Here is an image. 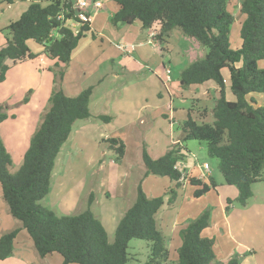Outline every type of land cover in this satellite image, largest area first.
Returning a JSON list of instances; mask_svg holds the SVG:
<instances>
[{"label": "trees", "instance_id": "obj_1", "mask_svg": "<svg viewBox=\"0 0 264 264\" xmlns=\"http://www.w3.org/2000/svg\"><path fill=\"white\" fill-rule=\"evenodd\" d=\"M80 0H47L33 3L22 16L11 22L2 32L6 43L0 48V83L6 80L10 69L20 63L39 58L28 42L43 48L42 55L54 61L55 89L50 107L43 121L31 137L21 167L10 173L13 159L0 140V186L11 216L27 231L41 258L58 254L63 264H129L132 256L129 244L145 241L150 249L146 264L170 263V252L156 215L165 205L164 196L148 198L138 187L133 206L120 220L114 242L111 243L102 222L88 209L81 214L60 216L42 205L49 195L51 179L57 158L68 141L76 122L89 119L93 88L79 95L68 96L61 87L64 75L80 42L91 34V24H83L78 32L68 25L79 22L76 8ZM118 10L111 17L114 27L142 24L144 30H153L165 43L179 30L194 39L206 53L180 73L179 85L187 90L213 82L218 98L212 110L214 121L208 122V111L196 105L188 111L182 123L179 143L158 159L150 156L147 146L142 148V160L147 174L170 179L168 204L173 205L184 184L194 188V197L201 198L216 189L213 178L204 182L189 177L185 143H206L207 155L219 162V170L226 186L238 191L235 200L226 201V211L232 205L247 207L254 198L253 186L264 181V103L258 105L252 94H264V0H242L240 13L246 17L240 30L241 47L231 48L229 34L234 16L227 7L230 0H110ZM11 5L13 0H0V5ZM229 72L230 90L234 97H226L224 71ZM8 118L0 105V124ZM105 124L109 116H100ZM107 151L116 163L126 155V145L118 138L104 140ZM93 200V199H92ZM213 208L205 209L196 219L180 230L181 246L177 250V264H240L234 257L220 262L214 253V240L202 237L212 223ZM20 229L0 237V261L8 260L14 251Z\"/></svg>", "mask_w": 264, "mask_h": 264}, {"label": "crops", "instance_id": "obj_2", "mask_svg": "<svg viewBox=\"0 0 264 264\" xmlns=\"http://www.w3.org/2000/svg\"><path fill=\"white\" fill-rule=\"evenodd\" d=\"M45 1L47 0H13V4L11 5H0V48L6 43L5 35L2 30H4L11 22L18 20L31 4L44 3ZM102 5V8L97 12L90 10L92 16V32L95 34L96 38L107 39L112 45L119 44V42H121L120 40L127 41L129 46H123L126 47V49L122 48L121 50L125 52L127 51L128 54L135 52L139 61H141L139 62L140 65H144L148 69L153 68L154 73L159 77V80H168V75L172 73L173 68L180 67L182 63L185 64L188 57H192L194 58L193 60H195L198 57L201 58L204 56L203 50L200 46H197L191 40H186L187 38H185V36L179 31H174L170 37L164 38V43L157 38V33L155 31L144 30L142 24L139 22H136L133 25H119L118 27H114L110 20L113 14L118 10V7L114 6L110 9L105 6L103 2ZM68 25L72 28H77L73 21L69 22ZM152 35H154V37H152ZM89 36L92 38L91 34L87 37ZM176 37L180 39L181 44L186 45L182 51V56L178 57H176V55L173 56L172 51L169 49L172 45L171 41ZM94 41L95 40L92 38V43H94ZM33 43L35 42H28V46L34 54L41 55L39 58L42 60V63L46 64V70L49 72H51L52 69L53 71H57L58 68L55 66V62L42 55L43 48L35 43L38 46V48H36L35 46H32L35 45ZM149 46L152 48L153 55L151 54L152 56L147 58L146 50ZM84 52L85 50L80 42L78 48L73 54L71 63L76 59L81 58L84 55ZM115 59L116 57H113L111 61L114 68H111L106 75H103L102 72H100V69L91 74V78L88 80H92V85L83 79L78 83L72 82L69 79L70 82L68 83L67 74L69 73V70H67L61 84L64 92L71 97L79 95L89 87L93 88L90 99V112L92 118L99 119L100 116H109L113 118L118 117L119 115H123L124 117V122L120 124L123 126L117 128V131H112L111 136L112 138L121 139L125 143L126 155L120 164L116 163L112 156L110 162L116 167L120 179H132L133 188H129V191L127 193L123 192L122 195H114L109 191H103L102 188L105 184L101 181L100 184L102 187L99 189V193L94 194L92 197V212L98 219H100L106 228L107 233L108 229L106 227V222L109 221V217H107L106 213L107 211H111V208L107 203L110 201L111 203H115L116 200L119 204L120 202H123V211L118 213L113 219L114 224H116V222L119 224L124 216L120 214L126 213L135 203V195L137 196L139 186L142 187L148 198L152 199L159 197V193H156L152 186L149 188L145 187L149 181H155V184L153 183V185H157L158 180H151V177L156 176L147 174L146 167L142 160L143 146H147V150L152 158L158 159L162 157L174 144L180 142L182 136L181 127L177 132L174 130V125L177 123L175 120L177 111L185 113L187 119L188 111L193 105H196L202 111L207 110L209 118V116H212L211 112L215 106V100L218 98V88L213 82L200 85L201 89L197 86H192L187 90H184L179 85L182 100L184 101L183 103H180L179 106L175 105L176 99L171 95H169V99L166 100V98L159 92L156 95V99L152 100L149 105L148 94L136 93L135 95L132 94L130 96L128 95L129 88H121L123 85L122 77L123 74H125L124 72L127 71L128 63L121 65V68H123V71H121L119 68L115 67ZM28 62L30 61L20 64L27 65ZM191 63L193 62L191 61ZM17 65L13 66L10 71L13 70L14 67L16 68ZM31 67L33 66H29L26 69L32 70ZM69 67L70 68L68 69H71V65ZM167 71H170V73L168 74ZM132 74H140V72L132 71ZM5 81L3 83H5ZM75 84L76 86L72 87V85ZM137 85L139 84L132 85V87ZM228 89L229 88L227 87L226 97L229 101H233L234 97L231 100L228 97ZM52 92L50 93L49 98ZM252 95H250L249 98H252ZM130 112L133 114L132 117L127 115ZM91 117L89 119H91ZM89 119L83 121H88ZM76 125L77 122L73 127L71 135L73 134ZM80 129H82L81 126L76 131H79ZM186 147L189 154L192 153L189 149V144ZM63 148L57 161L61 159ZM105 151H107V149ZM186 162L188 165V161ZM199 162L200 161L196 162L197 165L193 164V167L190 169H188V166L186 167L189 177L197 178L204 182H209L210 178L214 179V173L210 163L208 161H203L202 164H199ZM204 164H209L210 172L204 170ZM162 181L166 191L173 186L170 179L169 182L165 180ZM215 182L217 188L211 189L209 193L201 198L194 197V188L189 182L184 184V187L181 190L183 191L181 197L179 194L180 198L178 197L173 205H169V197H165V205L156 215L158 228L164 235L162 223L166 220L167 216L174 215L175 219H173L174 222L172 223V228L174 229V232L179 230L180 233L181 228L190 220L196 219L205 209L212 207L214 209L212 223L209 228L202 232V237L214 240V253L217 260L225 263L234 257H238L241 261L240 264H264V202H258L255 195L247 207L241 208L237 205H232L230 211H226V201L228 199L235 200L238 196V191L234 187L226 186L224 179L218 182L215 180ZM189 188H191L190 192ZM185 201H187L186 207H184ZM105 202L107 206L104 204ZM95 205H98V213L95 211ZM72 206L75 207V204ZM256 206H259V208L257 209ZM254 208L255 210H253ZM2 217L0 210V222L2 221ZM16 226L17 228H15ZM15 227L13 228L14 230L22 229L20 222L19 224H15ZM13 229L8 230L11 231ZM166 238L167 237H165V239ZM167 240L168 243L170 242V244H172L170 236L166 239V242ZM178 246H181L180 242L178 243ZM18 250L19 249H16L15 247L12 256L4 262L0 261V263L8 264L11 262L13 264H25L24 262H28L29 264L33 257L35 260L33 264H63V260H60L55 255L41 258L38 253L36 254L35 250L34 254L30 257L27 253Z\"/></svg>", "mask_w": 264, "mask_h": 264}, {"label": "rangeland", "instance_id": "obj_3", "mask_svg": "<svg viewBox=\"0 0 264 264\" xmlns=\"http://www.w3.org/2000/svg\"><path fill=\"white\" fill-rule=\"evenodd\" d=\"M101 1L110 9L116 6L115 3L110 0ZM241 2L242 0H230L227 7L228 11L234 16V23L229 34V40L233 50H237L241 47L240 30L246 19V17L240 13ZM185 38H187L186 40L193 41L197 46H200L194 39L188 37ZM94 40V43H92V38L89 36L81 41V46H83L85 52L81 58L70 63L71 69H68L70 67L67 68V70H69V73L67 74L68 83L70 80L78 83L83 79L92 85V80H88L91 78V74L100 69V72H102L103 75H106L111 68H114L111 61L113 57H116L115 67L119 68L121 71H123L121 65L128 63L127 71L124 72L125 74H123L122 77L123 85L121 87L125 89L129 88L128 95L131 96L136 93L148 94L149 105L152 100L156 99L158 92L161 93L166 100L169 99V95L175 98L176 106H179L180 103L184 102L182 100L181 90H179L180 73L190 65L191 61L194 62L197 59H200V57L195 60H193L194 58L192 57H188L185 64L182 63L180 67L173 68L172 73L168 75V80L162 81L159 80V77L154 73L153 68L148 69L146 66L140 65L139 62L141 61H139L135 52L128 54L127 51L125 52L121 50V46H129L127 41L120 40L121 42H119V44L112 45L107 39L96 38ZM171 42L172 45L169 49L172 51L173 56H182V51L186 45L181 44L178 37L174 38ZM32 46L38 48L36 44ZM200 48L203 50V55H205L206 49L202 46H200ZM151 54L153 55V52L151 46H149L146 50L147 58H150L152 56ZM29 66H33L31 67L32 70L26 69ZM46 68V64L42 63L40 58L28 62L27 65L18 64L16 68L14 67L13 70L8 72L5 83H0V105L4 107V112L8 115V118L0 124V140L12 156L13 165L9 169L12 174L21 167L31 137L42 123L44 114L50 107L49 95L55 89V85H53L54 74L47 71ZM132 71L140 72V74H132ZM224 76L226 77L227 87L230 89L228 70L224 71ZM135 84L139 85L132 87V85ZM75 86L76 84L72 85V87ZM197 87L201 89L200 86ZM229 89L227 94L231 100L233 99V95ZM252 96L258 105L264 103V94H253ZM127 115L132 117L133 114L130 112ZM123 119V115H119L118 117H113L110 124H105L102 120L94 119L92 117L88 121L82 120L83 122H77L73 134L63 148L61 159L56 162L51 179L50 193L42 201V205L50 207L60 216L78 215L88 209L89 202L92 201L94 194L99 193V189L102 187L100 184L101 181L105 184L102 188L103 191H109L114 195H122L123 192L127 193L129 188H133L131 178L128 180L120 179L116 167L110 162L112 158L111 153L105 151L107 148L106 144L103 143L104 139L112 138V131H117V128L123 126L120 125L124 122ZM185 119L186 114L177 111L175 117L177 123L174 125V130L176 132L179 130ZM213 121V116H209L208 122L211 123ZM80 126L82 129L76 131ZM188 144L190 146L189 149L192 152L187 158L188 169L192 168L193 164H196L198 161H200L199 164H202L203 161H208L212 166L214 179L217 182L223 180V176L219 170V162L216 159L209 158L207 155L206 143L189 141L185 143V146ZM151 178V180H158V184L153 185L155 181H149L145 187L149 188L152 186L153 190L156 193H159V197H168L162 180L169 182V179L157 176ZM253 190L258 202H264V181L255 184ZM190 191L191 188H189V192ZM182 193L183 191H180V197ZM136 197L137 196L135 195V200ZM73 204H75V207L72 206ZM104 204L106 206L108 204L111 208V211H107L106 213L107 217H109V221L106 222V227L109 233L108 237H110L109 241L113 243L118 225V222L114 224L113 219L118 213L123 211L122 209L124 208V205L123 202H120L119 204L117 200L115 203H111L110 201L109 203L106 204L105 202ZM186 206L187 201H185L184 207ZM256 208L258 209L259 206H256ZM0 210L3 216L2 223L0 222L1 237L5 233L13 231L15 224H19V222L10 214L9 207L2 196L1 186ZM253 210H255V208ZM95 211L98 213V205H95ZM120 215L123 216L125 213ZM173 219H175L174 215L167 216L166 220L162 223L164 236L167 237L166 239L170 236L172 241V244H170L167 240V247L170 252V263L168 264H177L178 243H182L179 230L174 232V229L172 228V223L174 222ZM17 226L15 228H17ZM8 229L13 230L10 231ZM15 247L16 249H19L18 251L25 252L30 257L35 251L33 242L27 231L24 229H21L18 238L15 241L14 248ZM129 253L132 256V261L129 264H146L150 255V249L147 242L133 240L129 244ZM53 255L60 260H63L60 255ZM34 262L35 260L32 257L29 264H33ZM24 263L28 264V262ZM8 264L13 263L10 262Z\"/></svg>", "mask_w": 264, "mask_h": 264}, {"label": "built area", "instance_id": "obj_4", "mask_svg": "<svg viewBox=\"0 0 264 264\" xmlns=\"http://www.w3.org/2000/svg\"><path fill=\"white\" fill-rule=\"evenodd\" d=\"M102 2L99 0H80L77 4L76 8L79 10L78 13V20L79 22L73 21L74 25L77 26V28H73L75 32H78L80 26L83 24H91L92 23V16L90 14V10L99 11L102 8ZM154 37V35H152ZM126 49V47L121 46V49ZM133 50V46H132ZM131 53V51H130ZM169 74L170 71H167ZM169 79V78H168ZM204 170L207 172H210V166L209 164H204Z\"/></svg>", "mask_w": 264, "mask_h": 264}]
</instances>
